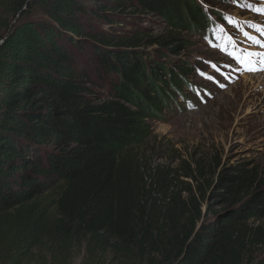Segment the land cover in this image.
I'll return each instance as SVG.
<instances>
[{
    "label": "trees",
    "instance_id": "obj_1",
    "mask_svg": "<svg viewBox=\"0 0 264 264\" xmlns=\"http://www.w3.org/2000/svg\"><path fill=\"white\" fill-rule=\"evenodd\" d=\"M208 14L197 0H0V264H74L84 252L85 264H264L254 170L219 176L214 211L197 200L200 164L187 199L156 174L147 189L135 164L150 120L189 87L191 72L162 60L184 33L208 37ZM145 15L168 30L120 29ZM86 45L115 77L107 94L77 64ZM154 46L160 61L146 57Z\"/></svg>",
    "mask_w": 264,
    "mask_h": 264
},
{
    "label": "rangeland",
    "instance_id": "obj_2",
    "mask_svg": "<svg viewBox=\"0 0 264 264\" xmlns=\"http://www.w3.org/2000/svg\"><path fill=\"white\" fill-rule=\"evenodd\" d=\"M197 1L209 12L214 11L223 17L211 16L213 24L207 38L184 33L182 38L185 44L180 51L162 60L167 67L190 71L187 77L189 87L179 88L162 114L150 120L153 135L134 149L133 155L136 153L135 164L140 167L147 189L151 187V177L156 174L153 182L164 178L165 188L169 187L170 192H182L183 199H187L191 192L197 196V184L188 176L200 164L204 200L199 195L197 200L205 209L211 206L214 211H218L221 207L215 195L221 192L215 190V184L223 172L237 175L239 169L254 170L264 179V85L245 79L264 74V71L244 72L243 75L231 71L233 82L227 83L225 89H220L201 75L209 61L221 62L223 68V62L229 59L225 49L237 56L239 52H245L250 46L242 33L247 29L256 35L251 24L257 23V20L254 19L255 12L242 11L240 6L234 4V0ZM241 4L264 9L261 0H241ZM42 17L36 11L30 18L41 20ZM143 17L150 18L144 20L147 22L131 18L132 22L119 27L122 31L126 28L125 32H128L143 25L154 35L168 30L161 19L149 15ZM259 21L264 22V16H260ZM233 25L238 30H233ZM100 27L107 30L110 26L101 24ZM232 37L238 42L235 48ZM145 49L148 60L160 61V55L163 54L161 48L154 46ZM255 49L254 46L250 48L252 52ZM259 51L264 53V48H259ZM75 57L77 64L96 82V91L102 90L107 94L115 77L100 71L92 47L86 45L84 50L75 51ZM256 253L258 260L262 259L264 247H259ZM86 260L84 252L75 258L74 264H85ZM102 263L109 264V261L103 258Z\"/></svg>",
    "mask_w": 264,
    "mask_h": 264
},
{
    "label": "snow or ice",
    "instance_id": "obj_3",
    "mask_svg": "<svg viewBox=\"0 0 264 264\" xmlns=\"http://www.w3.org/2000/svg\"><path fill=\"white\" fill-rule=\"evenodd\" d=\"M234 4L241 7L244 12H255L254 19L257 23L251 24L253 32L256 35L251 34L247 29L242 33L243 37L249 44V48L245 49L247 55V62L241 60L240 56L234 55L232 52H228L225 49V55L228 56V60L223 62V68L221 67V62L209 61L205 71L201 72L209 81L218 85L220 89H225L227 83L233 82L230 75L231 71H235L240 75L244 72L254 73L259 71H264V67H261V63H264V53L252 52L251 47L264 48V22L259 21L260 16H264V9L253 8L250 4L242 5L241 0H234ZM246 23H250L246 21ZM233 30H238L236 25H233ZM234 42V48L238 46V42L235 41V37H232ZM254 65V66H253ZM243 69V71H241ZM211 73V74H209ZM223 81V82H221Z\"/></svg>",
    "mask_w": 264,
    "mask_h": 264
},
{
    "label": "bare ground",
    "instance_id": "obj_4",
    "mask_svg": "<svg viewBox=\"0 0 264 264\" xmlns=\"http://www.w3.org/2000/svg\"><path fill=\"white\" fill-rule=\"evenodd\" d=\"M264 5V4H263ZM245 79L247 80V81H254V84L255 83H259L260 84V86H262V85H264V74H260V75H258V76H255V77H253V76H251V77H245Z\"/></svg>",
    "mask_w": 264,
    "mask_h": 264
},
{
    "label": "clouds",
    "instance_id": "obj_5",
    "mask_svg": "<svg viewBox=\"0 0 264 264\" xmlns=\"http://www.w3.org/2000/svg\"><path fill=\"white\" fill-rule=\"evenodd\" d=\"M181 97H183L184 98V96H181ZM186 99V98H185Z\"/></svg>",
    "mask_w": 264,
    "mask_h": 264
}]
</instances>
